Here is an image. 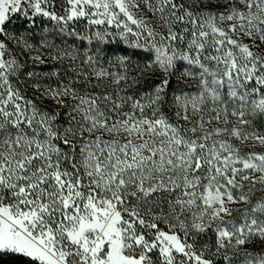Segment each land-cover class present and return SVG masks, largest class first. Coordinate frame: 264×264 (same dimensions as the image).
Instances as JSON below:
<instances>
[{
  "label": "snow or ice",
  "instance_id": "1",
  "mask_svg": "<svg viewBox=\"0 0 264 264\" xmlns=\"http://www.w3.org/2000/svg\"><path fill=\"white\" fill-rule=\"evenodd\" d=\"M0 264H264V0H0Z\"/></svg>",
  "mask_w": 264,
  "mask_h": 264
},
{
  "label": "rangeland",
  "instance_id": "2",
  "mask_svg": "<svg viewBox=\"0 0 264 264\" xmlns=\"http://www.w3.org/2000/svg\"><path fill=\"white\" fill-rule=\"evenodd\" d=\"M17 28H18V29H22V28H23V24L21 23V24H20V27H17ZM57 42L59 43L58 40H57ZM69 43H72V41L69 40ZM114 43H115V42H114ZM84 44L86 45L87 42L85 41ZM116 55H120V54L117 53L115 50H113L112 52L108 53V57H109V58H112V59H114ZM133 58H134V59H138V58H140V56H139V57H138V56H135V57H133ZM30 67H31V66H30ZM52 67H53V66H52L51 62H49L47 65H39V66L35 67V68L32 69V70L36 71L37 73H45V72H49V71L52 69ZM173 87H175V84L173 85ZM30 90H31V89H30ZM45 103H47V102H45ZM49 106H52V105L49 104ZM256 150L259 151L260 149L257 148Z\"/></svg>",
  "mask_w": 264,
  "mask_h": 264
},
{
  "label": "trees",
  "instance_id": "3",
  "mask_svg": "<svg viewBox=\"0 0 264 264\" xmlns=\"http://www.w3.org/2000/svg\"><path fill=\"white\" fill-rule=\"evenodd\" d=\"M17 27H20V24H18ZM113 50H115L120 55L126 54V53L130 54L133 51L132 49H129L126 45H124L122 43H114ZM137 56L139 57V54H137ZM29 91H31V90H29ZM49 107H52V106H49Z\"/></svg>",
  "mask_w": 264,
  "mask_h": 264
}]
</instances>
